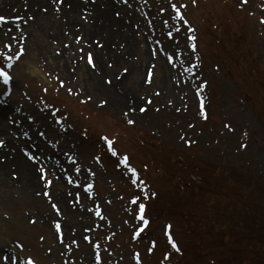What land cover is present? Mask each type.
Instances as JSON below:
<instances>
[{
  "label": "rangeland",
  "instance_id": "rangeland-1",
  "mask_svg": "<svg viewBox=\"0 0 264 264\" xmlns=\"http://www.w3.org/2000/svg\"><path fill=\"white\" fill-rule=\"evenodd\" d=\"M53 1L0 10V125L25 132V159L51 181L21 189L15 166L9 185L0 171V248L20 264H264V0H112L92 33V0ZM115 12L128 38L108 33Z\"/></svg>",
  "mask_w": 264,
  "mask_h": 264
},
{
  "label": "bare ground",
  "instance_id": "bare-ground-1",
  "mask_svg": "<svg viewBox=\"0 0 264 264\" xmlns=\"http://www.w3.org/2000/svg\"><path fill=\"white\" fill-rule=\"evenodd\" d=\"M18 1L20 2L21 0H3L2 2H0V10L3 9L2 3L11 4L12 2H18ZM48 1L49 0H36V1L28 0L29 4H34L37 2V5H41V6L47 5ZM51 1L54 2L53 0ZM86 1L91 2V0H86ZM111 1L112 0H92L91 2L93 5L92 7H95L94 8L95 9V12H94L95 22L92 25L90 23L89 24L84 23L83 27L85 28V30L92 33L96 31L98 27L101 26L103 21L109 22V15L112 16L111 15L112 11L115 8V5L112 3L113 1L112 2ZM57 4H59L58 1H57ZM119 9L121 10V13H123V10L125 8L123 7ZM115 13L117 17L111 18V23H109L108 25V29H109L108 33L111 31V28L113 27L114 31L117 33L116 34L117 38L119 37L125 38L124 35H126L128 38V36L132 35V31L128 29L133 23L132 19L130 17L124 16L123 14L117 15V12ZM38 14H41V13L38 12ZM38 14L36 12L34 13L37 19H38ZM96 19L98 22L96 21ZM31 21L34 22V20H30L29 24H31ZM122 30H125L126 33L123 32ZM145 62L146 60H144V62L142 63L144 64ZM5 110L7 109H4V108L0 109V116H3L4 113H6ZM0 128H1L0 136L3 138V144L0 145V171H1V181H3V184L4 183L6 184L7 182L11 181L9 179V171L11 167L15 166L17 171H19L20 173V177H21L20 179L22 181L21 187H20L21 189L26 188L27 186L31 188L40 187L41 183L39 181V178H37L35 167L31 163H29V161L25 159L27 155V150L30 148V145L32 144V142L17 143L11 138L10 136L11 134L10 133L8 134V131L6 130V127L3 126V124L0 125ZM39 151L41 154L44 155L45 153H48L49 148L45 149L44 146H41L39 148ZM26 171H29L30 174L27 175ZM7 187L10 188V186H7Z\"/></svg>",
  "mask_w": 264,
  "mask_h": 264
},
{
  "label": "snow or ice",
  "instance_id": "snow-or-ice-1",
  "mask_svg": "<svg viewBox=\"0 0 264 264\" xmlns=\"http://www.w3.org/2000/svg\"><path fill=\"white\" fill-rule=\"evenodd\" d=\"M58 2L61 3V4H63L64 0H58ZM192 2L195 3L196 0H192ZM244 2H247V0H244ZM125 3H127V0H125ZM172 7H173V8L175 9V11H176V16H177V18H178L182 23H185V24H186L187 21L184 19L182 13L180 12V8L177 7L176 5H172ZM117 15H119V13H117ZM17 19H20V18L17 17ZM0 22H5V17L0 16ZM262 23H264V20H262ZM177 31H178V30H177ZM189 31H191V29H189ZM190 39L195 40V37H190ZM81 40H83V37H81V36H77V37H76V41H77V43H79ZM94 43L96 44L97 47H102V45H101L98 41H94ZM121 47H122V45H121ZM193 50H195V45H193ZM81 51H83V49H81ZM20 52L22 53V52H23V49H21ZM82 59H86L87 64H88L89 66L95 68L94 57H93V53H92L91 51H88V52L84 53V56L82 57ZM170 60H171V58H169V62H170ZM124 71L127 72L128 69H124ZM151 75H152V73H151V72H148V76L151 77ZM0 76H3V77H4V82H5V83L8 82L9 77H8V74H7V73H4V72L0 71ZM118 78H119V77H118ZM107 82L110 83V81H107ZM149 82H150V81H149ZM69 91L71 92V89H69ZM197 95H199V90H198V92H197ZM102 103H103V102H102ZM147 103H151V100H148ZM139 111H140V112H145V111H146V108L141 107V108H139ZM200 115H201V116H204V117L206 118V114H205V111H204V102H203L202 99L200 100ZM128 123H129V124H133L134 121L131 120V119H129V120H128ZM190 127H191V125H190ZM225 128L229 129L230 131L232 130L231 126L228 125V124H225ZM102 139L108 144V146H109V150L112 151V154H113V155H116V152H115V150H114V148H113V142H112L110 139H108L107 137H102ZM2 144H3V141H0V145H2ZM241 147H246V145H241ZM28 159H29L30 161H33V160H35L36 158H35L34 156L28 155ZM125 161H127V157H124V158L122 159L121 162H125ZM37 171H38V173L40 174L38 178H39L40 180H45V186L47 187L48 185H50V184H51V181H47L46 178H45V176L43 175V173H44V169H43L42 167H40V168L37 169ZM77 171H79V169H77ZM130 171H131L133 174H135V169H130ZM133 183L135 184L136 181L134 180ZM91 189H92V185H88L87 188L85 189V191H86V192H90ZM41 194H42L43 196H45V197H48V199L51 200V196H50L49 192H47V191H43L42 193H37V195H41ZM153 195H155V194L153 193ZM136 202H137V198L134 197L133 200H132V203L135 204ZM51 208L55 210V212H56L57 215H60V209L58 208V206H57L56 203H52V204H51ZM144 209H145V205L140 204V205H139V214H138V218H139L140 220H142L143 223H144L145 225H147V224H148V221L145 220V219H144V216H143ZM96 215H97V216H100V215H101L99 209L96 210ZM30 222L35 223L34 220H33V221H30ZM52 226L54 227L55 232H56L57 234H59V233L61 232V224H60L59 222H55V221H54ZM168 227H170V226H168ZM86 231H87V229H86ZM58 238H59V242H60V243H64L62 237H58ZM41 239H43V237H41ZM83 239H84L85 241H89V240H90V238H89L88 236H84ZM169 242L171 243L172 248H174V249H176L177 251H179L177 245L175 244L174 241L171 240V237H170V236H169ZM72 243L75 244L76 241L73 240ZM17 247H18L19 249H21V250L23 249V245H22V244H19V242H17ZM66 247H67V245H66ZM149 251H151V249H149ZM137 256H138V254H137ZM99 259H100L99 256H97V261H99ZM0 264H20V254H19V252L16 253V254H13L12 252H7V253H5V251H4L2 248H0ZM26 264H35V260L32 259L31 257H29V258L27 259V261H26Z\"/></svg>",
  "mask_w": 264,
  "mask_h": 264
}]
</instances>
